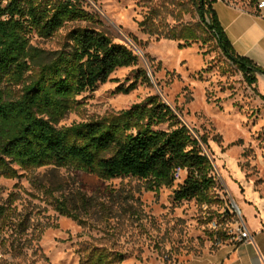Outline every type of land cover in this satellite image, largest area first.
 I'll list each match as a JSON object with an SVG mask.
<instances>
[{"label":"rangeland","instance_id":"obj_1","mask_svg":"<svg viewBox=\"0 0 264 264\" xmlns=\"http://www.w3.org/2000/svg\"><path fill=\"white\" fill-rule=\"evenodd\" d=\"M80 3L102 21L101 30L133 49L139 61L80 95L79 106L57 126L99 119L157 95L211 159L217 200L209 205L177 201L178 182L154 190L148 180L134 176L104 179L56 165L22 170L17 178L0 177V206L6 208L0 218V264H88L98 250L107 254L106 264H184L215 252L242 218L252 229L264 227V75L258 73L251 83L217 40L203 32L197 12L178 17L183 3L191 7L190 0ZM152 7L164 12L170 26L196 27L201 39L187 44L145 33L139 22ZM71 26L50 39L33 35L32 42L47 50L60 48ZM132 84L136 87L130 93L118 92L119 86ZM66 197L77 219L55 208ZM256 239L264 243V234Z\"/></svg>","mask_w":264,"mask_h":264},{"label":"trees","instance_id":"obj_2","mask_svg":"<svg viewBox=\"0 0 264 264\" xmlns=\"http://www.w3.org/2000/svg\"><path fill=\"white\" fill-rule=\"evenodd\" d=\"M214 0H190L181 12L195 11L203 32H209L225 56L251 83L264 67L234 48L214 8ZM74 24L60 48L47 50L33 35L53 38ZM157 39H201L190 24L170 26L162 10L152 7L139 22ZM102 21L85 10L80 0H0V177L17 178L20 171L48 165L74 167L104 179L134 176L149 188L172 187L177 201L216 202L214 165L200 140L180 121L173 108L153 95L128 109L99 119L57 125L79 106L80 95L94 91L119 68L138 63L139 56L101 30ZM136 85L118 87L128 94ZM168 124L167 129L159 128ZM202 140L207 144L206 137ZM180 168L182 175L176 178ZM69 199L55 208L77 219ZM6 214L0 206V218ZM88 264H106L107 254L95 251Z\"/></svg>","mask_w":264,"mask_h":264},{"label":"crops","instance_id":"obj_3","mask_svg":"<svg viewBox=\"0 0 264 264\" xmlns=\"http://www.w3.org/2000/svg\"><path fill=\"white\" fill-rule=\"evenodd\" d=\"M214 1L219 20L235 50L264 67V7L258 8V0ZM250 206L246 205L247 210L257 217L259 212ZM236 227L237 224L215 252L194 256L184 264H264V243L256 239V234H264V227L256 230L247 225L254 236L251 242L241 240Z\"/></svg>","mask_w":264,"mask_h":264},{"label":"built area","instance_id":"obj_4","mask_svg":"<svg viewBox=\"0 0 264 264\" xmlns=\"http://www.w3.org/2000/svg\"><path fill=\"white\" fill-rule=\"evenodd\" d=\"M257 6L259 9H262L264 7V0H258ZM175 175H176L177 179H180L181 175H182V170L180 168H178L175 172ZM238 210H239V212H241L239 208H238ZM241 218H242V216H241ZM216 226H217V223L214 222L213 227H216ZM236 233L239 235L241 240H245L246 242H251L254 240L253 233L249 230V228L247 227L243 218L241 221H238V223H237Z\"/></svg>","mask_w":264,"mask_h":264},{"label":"water","instance_id":"obj_5","mask_svg":"<svg viewBox=\"0 0 264 264\" xmlns=\"http://www.w3.org/2000/svg\"><path fill=\"white\" fill-rule=\"evenodd\" d=\"M232 203L235 205V202L234 201Z\"/></svg>","mask_w":264,"mask_h":264},{"label":"bare ground","instance_id":"obj_6","mask_svg":"<svg viewBox=\"0 0 264 264\" xmlns=\"http://www.w3.org/2000/svg\"><path fill=\"white\" fill-rule=\"evenodd\" d=\"M238 207V206H237Z\"/></svg>","mask_w":264,"mask_h":264}]
</instances>
